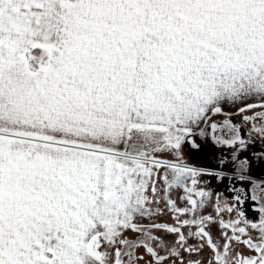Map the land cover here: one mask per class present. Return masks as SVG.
I'll list each match as a JSON object with an SVG mask.
<instances>
[{"label": "snow or ice", "instance_id": "snow-or-ice-1", "mask_svg": "<svg viewBox=\"0 0 264 264\" xmlns=\"http://www.w3.org/2000/svg\"><path fill=\"white\" fill-rule=\"evenodd\" d=\"M0 264H264V0H0Z\"/></svg>", "mask_w": 264, "mask_h": 264}]
</instances>
